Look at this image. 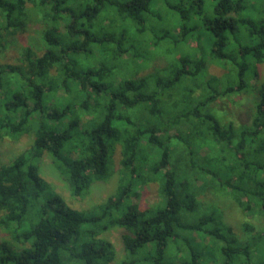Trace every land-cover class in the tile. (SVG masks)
I'll list each match as a JSON object with an SVG mask.
<instances>
[{
	"label": "trees",
	"instance_id": "1",
	"mask_svg": "<svg viewBox=\"0 0 264 264\" xmlns=\"http://www.w3.org/2000/svg\"><path fill=\"white\" fill-rule=\"evenodd\" d=\"M33 22L43 50L0 64V140L32 137L0 163V264H115L113 228L118 264H264V231L246 221L242 241L199 199L264 218V0H0V48ZM235 96L244 120L214 109ZM44 156L74 198L117 174L115 189L73 208Z\"/></svg>",
	"mask_w": 264,
	"mask_h": 264
},
{
	"label": "rangeland",
	"instance_id": "2",
	"mask_svg": "<svg viewBox=\"0 0 264 264\" xmlns=\"http://www.w3.org/2000/svg\"><path fill=\"white\" fill-rule=\"evenodd\" d=\"M40 29L41 26L38 23L33 22L29 24L25 33L8 38L4 47L0 48V64L13 63L18 57L21 49L27 45L38 44L37 46L39 49L43 50L38 38ZM199 30H197V32H199ZM160 62L161 60L156 59L154 64H160ZM257 68L258 78L256 82L264 80V64L259 65ZM150 70V66L146 67L145 70L139 73V76L147 74ZM223 72L224 70L216 66H210L211 74L218 75ZM244 96L249 98L248 94H244ZM237 100L238 96L231 97L229 99H218L214 109L227 112L230 115L229 118L232 117L244 120L248 113L247 99L239 104ZM31 138V135L27 134L16 141H12L10 139L0 140V163L11 161L16 154L20 153L28 146ZM38 164L39 174L51 184L52 188L62 196L67 204L79 210H91L94 206L103 202L106 197L114 191L118 179V175L115 174L106 182L94 183L83 197L74 198L71 196L67 185L53 169L48 156H44ZM158 195L159 192L157 184L153 183L147 185L144 187L138 198L139 205L141 207L153 206L158 200ZM199 199H202L206 204L212 203L218 205L223 211V221L233 227L236 236H238L242 241L247 237V234L242 229V225L246 221L250 222L256 230L264 231V218L262 216L254 215L250 218L245 216L237 205L229 198L219 196L209 189H206L205 192L199 196ZM120 232V229L113 228L102 234L104 238L113 244L116 250L115 264H118L123 257Z\"/></svg>",
	"mask_w": 264,
	"mask_h": 264
}]
</instances>
